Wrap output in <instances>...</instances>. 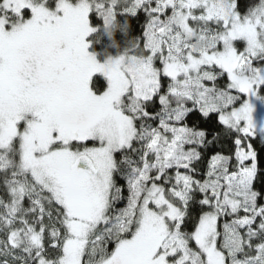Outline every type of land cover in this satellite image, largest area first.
Returning <instances> with one entry per match:
<instances>
[{"label":"snow or ice","instance_id":"obj_1","mask_svg":"<svg viewBox=\"0 0 264 264\" xmlns=\"http://www.w3.org/2000/svg\"><path fill=\"white\" fill-rule=\"evenodd\" d=\"M0 264H264V0H0Z\"/></svg>","mask_w":264,"mask_h":264},{"label":"trees","instance_id":"obj_2","mask_svg":"<svg viewBox=\"0 0 264 264\" xmlns=\"http://www.w3.org/2000/svg\"><path fill=\"white\" fill-rule=\"evenodd\" d=\"M118 20L121 24L124 23V17H118ZM130 24V28L125 31L121 27H117L112 34V37L107 41L105 38L103 44H95V50L97 52H108L112 54H116V52L123 48L124 42L126 40H132L133 38H138L141 34V25L143 24V20L139 23L134 19L127 20ZM115 41V44L112 42ZM125 202H121L118 206L123 207Z\"/></svg>","mask_w":264,"mask_h":264},{"label":"clouds","instance_id":"obj_3","mask_svg":"<svg viewBox=\"0 0 264 264\" xmlns=\"http://www.w3.org/2000/svg\"><path fill=\"white\" fill-rule=\"evenodd\" d=\"M123 24H125V25H127V28L129 29L130 28V24H129V22L127 21V20H125L124 21V23ZM117 27H119V26H117ZM100 52H98V54H99ZM109 55H112V56H115L114 54H112V53H108Z\"/></svg>","mask_w":264,"mask_h":264}]
</instances>
